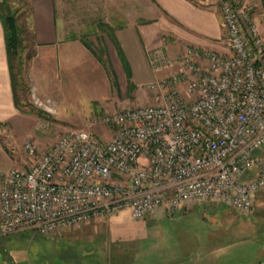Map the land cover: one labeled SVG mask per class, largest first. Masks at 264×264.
I'll return each instance as SVG.
<instances>
[{
    "label": "built area",
    "instance_id": "1",
    "mask_svg": "<svg viewBox=\"0 0 264 264\" xmlns=\"http://www.w3.org/2000/svg\"><path fill=\"white\" fill-rule=\"evenodd\" d=\"M220 10L226 53L186 47L179 72L148 85L159 104L94 118L109 139L70 131L43 155L25 144L34 163L3 175L0 235L49 236L123 212L141 220L164 206L252 211L264 192V19L227 0ZM162 60L150 56L156 70Z\"/></svg>",
    "mask_w": 264,
    "mask_h": 264
},
{
    "label": "crops",
    "instance_id": "2",
    "mask_svg": "<svg viewBox=\"0 0 264 264\" xmlns=\"http://www.w3.org/2000/svg\"><path fill=\"white\" fill-rule=\"evenodd\" d=\"M21 1L31 10L29 20L36 47L32 58L34 82L38 90L42 83L47 84L42 90L47 96L62 91L63 87L57 86L56 75L60 68L92 69L103 76L108 70L116 76L125 75L139 87L147 71L159 74L150 64L154 53L167 59L185 46L227 51L220 10L223 0ZM105 27L113 30V39L100 46L106 67L93 53L96 52L93 44L86 41L87 48L82 40L87 35H93L95 40L105 37L102 32ZM38 76L41 81L36 80ZM96 94L102 96L103 92L99 90ZM97 97H90L83 108L88 110ZM20 116L14 102L0 20V125L18 122ZM255 202L253 211L244 216L209 203L176 213L164 206L154 216L141 220H132L126 212L117 214L104 220L109 224L107 243L113 252L99 264H264V252L258 251L251 263H247L248 254L244 250L250 238L264 233V192ZM158 223H165L166 228L157 236L153 228ZM146 242L149 246L140 247ZM141 254L147 257L144 262L140 261Z\"/></svg>",
    "mask_w": 264,
    "mask_h": 264
},
{
    "label": "rangeland",
    "instance_id": "3",
    "mask_svg": "<svg viewBox=\"0 0 264 264\" xmlns=\"http://www.w3.org/2000/svg\"><path fill=\"white\" fill-rule=\"evenodd\" d=\"M230 2L235 6L246 8L257 23L263 21L264 0H232ZM10 5L13 9L20 7L17 0H11ZM26 10L24 9L20 13L23 14ZM26 31V48L21 55L23 71L21 77L17 79L21 116L18 122L0 125V186L3 175L8 171L26 169L33 165L34 160L29 158L25 150L27 142H31L35 146L38 155H43L59 137L70 131L88 129L99 138L107 140L110 130L99 123L91 124L94 118L104 113L119 112L127 108L159 104L158 94L150 91L148 85L178 73L180 70L177 62L178 56L186 47H192L185 46L175 56L162 60L161 70H156L151 65L153 70L159 74L151 70L147 71L139 87H135L125 75L116 76L108 70L107 74L103 76L99 71L94 72L92 69L72 67L68 71L60 68L56 72L57 86L63 88L61 92L56 91V93L48 94L50 98L42 94V90L47 88V84L42 83L41 87H38L41 90H38L34 82L32 63L34 56L29 58V55L32 51L35 53L36 47L30 41L32 32L29 26ZM92 36L87 35L84 39L93 44L99 62L106 67L100 46L105 41L109 43L111 39L100 36L95 40ZM224 46L226 47L225 36ZM41 79L40 76L36 77L37 81H41ZM99 90H102V96H99L102 93L96 94ZM90 97L91 99L97 97L95 98L96 102L89 105L86 110L83 105L89 103ZM260 153H264V146L260 149ZM255 205L256 202L254 207ZM231 211L237 216L247 215ZM104 220L80 224L49 236H42L32 229L0 235V264L103 263L106 255L110 257L113 252V247H108L107 243L109 224ZM158 224V227L153 228L157 231V236L162 234V230L165 231L166 228L165 223ZM213 225L215 226L216 223ZM263 229L259 232H262ZM151 230L152 228H150ZM149 234L151 233L149 232ZM146 245L149 246V243L140 244V247L144 248ZM116 248L114 247V249ZM244 250L248 254L246 262L251 263L252 257L258 251L264 252V233L250 238L244 245ZM120 251L121 249L118 252ZM140 257L142 262L147 259L144 254H141Z\"/></svg>",
    "mask_w": 264,
    "mask_h": 264
},
{
    "label": "trees",
    "instance_id": "4",
    "mask_svg": "<svg viewBox=\"0 0 264 264\" xmlns=\"http://www.w3.org/2000/svg\"><path fill=\"white\" fill-rule=\"evenodd\" d=\"M20 3V7L18 9H13L10 5L11 0H0V20L3 25L4 36H5V44L7 50V58L9 65V72L12 81L13 87V96L15 106L20 112V102L17 95V89L19 88V84L17 83V79L21 77L23 71V63L21 60V55L25 50V37H27V27L31 29V37L30 41L34 43V34L29 16H30V8L21 0H17ZM26 10L25 13H20L22 10ZM26 14V15H24ZM102 32L113 39V30L104 28ZM85 46L89 48V45L86 44V40L82 39ZM95 56H98L96 52L93 51ZM35 55L34 51H32L29 55V58ZM98 58V57H97Z\"/></svg>",
    "mask_w": 264,
    "mask_h": 264
}]
</instances>
